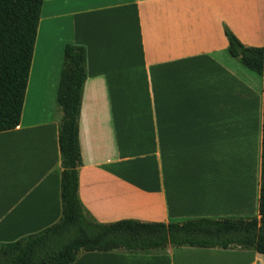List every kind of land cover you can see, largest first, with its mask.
<instances>
[{"label":"crops","instance_id":"crops-1","mask_svg":"<svg viewBox=\"0 0 264 264\" xmlns=\"http://www.w3.org/2000/svg\"><path fill=\"white\" fill-rule=\"evenodd\" d=\"M226 29L264 48V0H45L21 124L0 133V244L62 217L57 94L68 44L87 52L79 198L91 219L258 217L264 77L230 55ZM243 138L254 142L246 178ZM75 264H264V255L169 247L85 253Z\"/></svg>","mask_w":264,"mask_h":264},{"label":"trees","instance_id":"trees-1","mask_svg":"<svg viewBox=\"0 0 264 264\" xmlns=\"http://www.w3.org/2000/svg\"><path fill=\"white\" fill-rule=\"evenodd\" d=\"M44 1L0 0V133L21 124ZM225 34L230 55L264 77V48L245 47L229 29ZM86 65V49L66 45L57 94L63 112L59 125L62 217L40 232L1 243L0 264H75L85 253L154 255L169 247L239 249L264 255V120L258 217L102 224L88 216L79 198V118Z\"/></svg>","mask_w":264,"mask_h":264},{"label":"rangeland","instance_id":"rangeland-1","mask_svg":"<svg viewBox=\"0 0 264 264\" xmlns=\"http://www.w3.org/2000/svg\"><path fill=\"white\" fill-rule=\"evenodd\" d=\"M40 40H41V37H40ZM55 41V40H54ZM53 41V39L51 38L50 39V44H49V47H48V54L46 55V57H47V63H44L45 65V72H44V80H45V82L47 83V75L49 74V71L51 72V68L54 66V63L53 62H51L52 61V58H53V56H55L56 55V44H55V42ZM51 47H53L54 48V51H53V49L51 48ZM53 51V52H52ZM50 59V60H49ZM43 62V61H42ZM47 78V79H46ZM49 80V79H48ZM45 83V84H46ZM253 140V138H251V140H250V138H243L242 139V141H243V143H242V147H243V155H242V165H243V167L245 168V170H243L242 171V175H243V177L244 178H246L247 177V175H246V173H245V171H248L247 170V168H248V165L247 164H249V160H250V164H251V162L253 161V159H252V157L251 158H249L250 157V151H252L253 150V145H254V142L252 141ZM255 140V139H254ZM248 149H250V150H248ZM251 169H250V175H252L251 174ZM234 209H236V208H234Z\"/></svg>","mask_w":264,"mask_h":264}]
</instances>
